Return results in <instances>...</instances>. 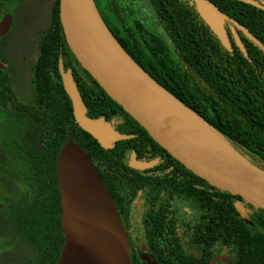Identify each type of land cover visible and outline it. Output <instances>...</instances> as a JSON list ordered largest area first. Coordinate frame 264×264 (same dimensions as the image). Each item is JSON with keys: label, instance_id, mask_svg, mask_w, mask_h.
<instances>
[{"label": "trees", "instance_id": "trees-1", "mask_svg": "<svg viewBox=\"0 0 264 264\" xmlns=\"http://www.w3.org/2000/svg\"><path fill=\"white\" fill-rule=\"evenodd\" d=\"M95 1L129 55L249 163L264 171V49L238 30L246 57L227 23L233 49L225 48L191 0H149L154 16L142 0ZM210 1L264 44V10L241 0ZM7 3L0 0V20ZM39 52L32 99L25 105L26 112L12 113L20 137L15 145L28 162L30 175L28 189L11 210L10 225L32 247L28 264H57L61 255L65 237L57 157L71 141L88 153L121 216L129 214L140 191L146 208L150 204V208L168 210L179 198L199 211L193 232L188 234L194 250L186 252L183 240L173 232L168 237L172 252H160L161 243L154 247L160 264H219L217 258L224 251L231 256L226 264H264V210L186 169L106 92L70 48L61 23L60 0L53 2L49 26L39 38ZM61 59L65 70L73 73L88 115L120 119L116 129L132 138L105 149L79 126L63 85ZM10 79L0 70L2 87L10 88ZM130 152L143 161L159 156L155 167L163 173L130 167L126 161ZM237 202L247 209L253 225L243 219ZM160 224L151 223L146 243L152 238L160 242ZM129 239L131 264H143L132 235Z\"/></svg>", "mask_w": 264, "mask_h": 264}, {"label": "water", "instance_id": "water-1", "mask_svg": "<svg viewBox=\"0 0 264 264\" xmlns=\"http://www.w3.org/2000/svg\"><path fill=\"white\" fill-rule=\"evenodd\" d=\"M191 1L228 50L233 48L226 23H230L235 42L246 57L248 52L238 30L264 49V44L248 28L210 0ZM241 1L264 10V1ZM60 18L67 42L80 63L162 148L196 176L219 189L240 195L245 203L264 210V171L249 163L129 55L103 19L95 0H60ZM11 26L12 17L3 16L0 38ZM3 67L4 63L0 61V68ZM59 70L77 123L102 147L113 148L116 142L134 136L120 132L105 117H90L73 73L70 69L65 70L62 59ZM169 100L197 117L241 159L228 156L204 139L169 104ZM127 156V164L139 170L151 168L159 160H138L134 152ZM57 173L65 237L57 264H131L128 230L123 226L114 197L88 153L78 143L67 142L57 157ZM235 206L243 219L253 225L247 209L239 202Z\"/></svg>", "mask_w": 264, "mask_h": 264}, {"label": "rangeland", "instance_id": "rangeland-1", "mask_svg": "<svg viewBox=\"0 0 264 264\" xmlns=\"http://www.w3.org/2000/svg\"><path fill=\"white\" fill-rule=\"evenodd\" d=\"M54 0H8L4 15L12 17L10 32L0 40V50L17 69V87L24 98L30 97L39 58V38L50 23ZM146 9L154 16L149 4ZM30 93V94H28ZM19 137L16 125L7 120L0 106V264H28L32 247L19 239L10 225V213L15 202L28 189L29 165L17 149Z\"/></svg>", "mask_w": 264, "mask_h": 264}, {"label": "flooded vegetation", "instance_id": "flooded-vegetation-1", "mask_svg": "<svg viewBox=\"0 0 264 264\" xmlns=\"http://www.w3.org/2000/svg\"><path fill=\"white\" fill-rule=\"evenodd\" d=\"M258 1L263 2L264 0H258ZM142 2L145 5V7H146V4L144 2L149 4L151 9L154 11L149 0H142ZM227 26L230 29V23H227ZM6 35L2 36L0 40ZM0 61L4 63V67L0 68V70L3 71V75L8 74V77L11 78L10 88H5L0 85V106L4 110L7 120L11 121L12 124L16 125V128H17L18 124H17V121L12 117V113L15 110H21V111L26 112L25 105H27L30 102V100L32 99L33 93L30 95V97L26 99L24 98L23 94L19 91L17 87V79H18L17 72L18 71H16L17 69H15L12 66L11 61L7 59L6 57H4L1 50H0ZM12 68H14L13 73H12ZM29 83L33 87V78L30 79L29 82L27 83L28 87H29ZM117 121H120V119L112 120L115 126H116ZM24 126H27V123ZM26 133H27V129L24 130L25 135ZM18 134H19V131H18ZM17 140H14V143ZM156 158H158L159 160L154 162L151 168L144 169V170H149L148 173H154V172H157L158 174L163 173L161 169H157L155 167L160 161L159 156L153 157L148 161L155 160ZM127 159H128V156L126 160ZM145 203L146 202L143 199L142 191H140L138 193V196L133 201V206L129 214L127 216H121L123 226L128 230L129 238H130V235H132L134 239L136 253L142 260L143 264H160V262L155 257V254L153 253L154 247H156L158 243H161V246H159L160 252L162 251L172 252L169 247L168 237L173 236V232H176L177 235L180 236L179 238L183 240L182 248L186 252L194 250L192 248L195 245L190 244V237L188 234L190 232H193L192 228L195 227V221L199 217L198 210L193 209V208L190 209L188 206H186V203L184 202V200L179 199V198L173 202V206H171L168 210L162 209L159 206L157 207V209L150 208V204L146 208ZM153 222L161 223L159 225V230L161 231V233H159L160 242H158L156 238H152L153 241L149 244V243H146L147 241L146 238H148L150 235L149 229L152 226L151 223ZM129 242H130V239H129ZM217 261H220L219 264L230 263L231 256L229 253L224 251V253L220 254V256L217 258Z\"/></svg>", "mask_w": 264, "mask_h": 264}, {"label": "bare ground", "instance_id": "bare-ground-1", "mask_svg": "<svg viewBox=\"0 0 264 264\" xmlns=\"http://www.w3.org/2000/svg\"><path fill=\"white\" fill-rule=\"evenodd\" d=\"M169 104L182 116L188 123L198 132L204 139L211 143L214 147L218 148L223 153L233 158L241 159L226 143L220 141L215 135H213L209 129L192 113L184 110L172 101H168ZM238 151V150H237ZM242 155V154H241ZM245 158V157H244Z\"/></svg>", "mask_w": 264, "mask_h": 264}]
</instances>
